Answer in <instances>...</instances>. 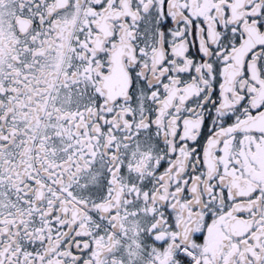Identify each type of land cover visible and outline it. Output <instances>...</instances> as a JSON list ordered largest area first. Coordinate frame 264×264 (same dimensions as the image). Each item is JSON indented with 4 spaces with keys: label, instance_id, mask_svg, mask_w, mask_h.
Returning a JSON list of instances; mask_svg holds the SVG:
<instances>
[{
    "label": "snow or ice",
    "instance_id": "snow-or-ice-1",
    "mask_svg": "<svg viewBox=\"0 0 264 264\" xmlns=\"http://www.w3.org/2000/svg\"><path fill=\"white\" fill-rule=\"evenodd\" d=\"M0 264H264V0H0Z\"/></svg>",
    "mask_w": 264,
    "mask_h": 264
}]
</instances>
